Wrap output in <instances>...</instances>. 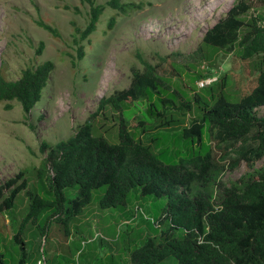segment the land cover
Masks as SVG:
<instances>
[{
    "label": "rangeland",
    "instance_id": "rangeland-1",
    "mask_svg": "<svg viewBox=\"0 0 264 264\" xmlns=\"http://www.w3.org/2000/svg\"><path fill=\"white\" fill-rule=\"evenodd\" d=\"M109 1L94 0V3L107 6ZM238 1L119 0L139 8L122 14L106 7L96 32L79 43L85 53L80 56L75 42L79 36L74 34V25L86 27L87 3L82 0H0V72L4 77L15 81L26 68L45 61L54 65L41 101L27 117L18 103H12L11 110H5L4 104H0V185L24 170L29 187L47 196L41 188L46 178L41 180L37 175L46 157V153H40V146L43 142L54 145L67 140L88 121L103 129L114 125L102 134L109 142L117 143L112 133L117 131L121 116L110 111L92 120L90 116L96 112L102 98L129 89L135 71L144 73L145 67L137 55L167 79L176 98L174 104L171 96L165 106L159 102V111L165 117L174 115L178 123L149 130L165 118L152 109L154 102L163 97L156 95L154 100L140 99L129 104L128 114L136 118L130 122L129 130L143 145L151 144L152 152L165 163L184 158L189 148L182 130L190 127L200 113L180 105L192 102L196 94L206 96L211 87L217 95V86L224 76L229 84L223 91L236 100L244 83L240 63L231 53L219 51L207 59L209 49H201L206 32L224 19ZM253 13L264 19V2L258 3ZM112 17L116 18V25L109 30L108 22ZM40 20L56 28L60 40H54L39 28L36 22ZM40 43L44 44V50L37 55ZM193 106L196 108V104ZM254 115L264 118V107L255 109ZM140 119H148L149 123L145 124L148 131L142 132ZM153 138L156 140L151 142ZM204 145L217 155L225 157L228 153L219 175V182L226 187L264 167L263 158L253 168L241 162L230 170L229 164L239 151L255 147L251 135L237 144H226L213 129L206 131ZM105 190L106 186L95 190L91 203L69 224L52 219L44 235H41L43 217L37 223L28 222L21 232L28 263L35 260L33 264H36L44 248L47 264H136L131 259L133 252L143 245L146 237H159L160 229L165 228H158L152 219H156L167 200L139 197L132 191L127 213L115 208L103 210L98 201ZM76 193V190L68 192L66 207L71 206L70 199ZM8 194L9 191L5 196ZM28 205L26 196L21 193L15 207L0 214V264H18L22 257L23 249L14 242L13 236L28 214ZM160 264H177V260L171 256Z\"/></svg>",
    "mask_w": 264,
    "mask_h": 264
},
{
    "label": "trees",
    "instance_id": "trees-1",
    "mask_svg": "<svg viewBox=\"0 0 264 264\" xmlns=\"http://www.w3.org/2000/svg\"><path fill=\"white\" fill-rule=\"evenodd\" d=\"M82 1L89 5V12L84 29L74 25V34L79 36L75 42L80 56L85 53L79 43L96 32L106 7L122 14L139 8L119 0H110L107 6H97L94 0ZM262 2L264 0H239L224 19L206 32L201 45L202 50L209 49L205 57L210 59L219 51H228L240 63L245 79L236 100L223 91L229 84L224 76L217 86V95L211 87L206 96L196 94L192 102L180 105L200 113L190 127L182 130L189 148L184 158L165 163L152 152L151 144L143 145L129 130L130 122L136 119L128 114L131 102L163 96L152 105L161 116L159 102L165 106L171 96L174 104L176 98L167 79L137 55L145 67L144 73L135 71L130 88L102 98L96 112L90 116L92 120L107 111L119 114L117 131L112 133L117 143L109 142L102 134L114 125L103 129L88 121L67 140L54 145L43 142L40 146V153H46V157L37 175L41 180L46 178L41 188L47 196L29 187L24 170L0 185V214L11 211L21 193L29 202L28 214L13 236L14 242L23 249L18 264L27 261L21 232L28 222L37 223L43 217L41 235L47 233L52 219L69 224L91 203L93 192L103 186L106 190L98 201L103 210L115 208L127 213L132 191L139 197L167 200L156 219H152L158 228H165L160 229L159 237L145 238L131 256L133 263L160 264L173 256L177 264H264V167L226 187L219 182V175L228 153L225 157L217 155L204 145L206 131L213 129L226 144H237L251 135L255 147L239 151L229 164L230 170L241 162L253 168L264 158V118L254 115L255 109L264 107V24L261 23L264 19L253 13L255 6ZM36 25L54 40H60L56 28L42 20ZM115 25L116 18L112 17L108 29ZM43 50L44 44L40 43L37 55ZM53 70V63L45 61L24 69L15 81L7 80L0 72V104H4L5 110H11L12 103H18L27 117L41 101ZM146 123L148 119L139 120L142 132L148 131ZM176 123L174 115H169L149 130ZM71 190L77 193L70 199L71 206L66 207ZM7 191L9 194L5 196Z\"/></svg>",
    "mask_w": 264,
    "mask_h": 264
},
{
    "label": "built area",
    "instance_id": "built-area-1",
    "mask_svg": "<svg viewBox=\"0 0 264 264\" xmlns=\"http://www.w3.org/2000/svg\"><path fill=\"white\" fill-rule=\"evenodd\" d=\"M44 243V241H43ZM36 264H47V259L44 254V248H41V256L39 257L38 261Z\"/></svg>",
    "mask_w": 264,
    "mask_h": 264
},
{
    "label": "crops",
    "instance_id": "crops-1",
    "mask_svg": "<svg viewBox=\"0 0 264 264\" xmlns=\"http://www.w3.org/2000/svg\"><path fill=\"white\" fill-rule=\"evenodd\" d=\"M47 231H48V230H47ZM60 240H61V239H60ZM51 254H52V252H50V255H51ZM52 257H53V256H52ZM34 261H35V260H34ZM34 261H33V262H29V263H28V261H26V264H33V263H35ZM36 263H37V262H36Z\"/></svg>",
    "mask_w": 264,
    "mask_h": 264
}]
</instances>
